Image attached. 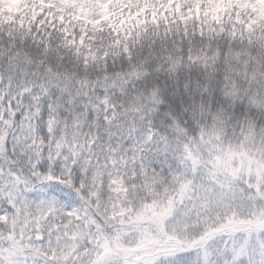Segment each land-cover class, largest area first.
I'll return each mask as SVG.
<instances>
[{"label":"snow or ice","instance_id":"1","mask_svg":"<svg viewBox=\"0 0 264 264\" xmlns=\"http://www.w3.org/2000/svg\"><path fill=\"white\" fill-rule=\"evenodd\" d=\"M0 264H264V0H0Z\"/></svg>","mask_w":264,"mask_h":264}]
</instances>
